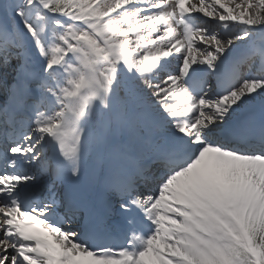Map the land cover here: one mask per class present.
Segmentation results:
<instances>
[{
	"label": "snow or ice",
	"instance_id": "snow-or-ice-1",
	"mask_svg": "<svg viewBox=\"0 0 264 264\" xmlns=\"http://www.w3.org/2000/svg\"><path fill=\"white\" fill-rule=\"evenodd\" d=\"M0 264H264V0H0Z\"/></svg>",
	"mask_w": 264,
	"mask_h": 264
}]
</instances>
